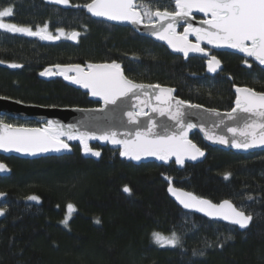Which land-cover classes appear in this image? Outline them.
Returning a JSON list of instances; mask_svg holds the SVG:
<instances>
[{
  "label": "trees",
  "instance_id": "obj_1",
  "mask_svg": "<svg viewBox=\"0 0 264 264\" xmlns=\"http://www.w3.org/2000/svg\"><path fill=\"white\" fill-rule=\"evenodd\" d=\"M47 1L0 0V8L14 9L5 22L33 31L47 25L51 35L58 29L64 35L58 43H45L38 36L0 30L2 98L45 108L98 109L101 102L80 85L40 73L56 65L86 68L112 62L134 83L174 89L177 99L222 113L235 107L236 88L264 92V68L243 53L203 47L222 65L221 73L210 76L205 60L174 56L165 45L76 7L90 0H70L75 8L67 11ZM137 4L142 14L145 7L153 12L175 9L174 0ZM73 32L79 33L76 44L69 41ZM190 140L204 157L183 165L174 159L137 162L122 157L120 147L97 140L88 143L100 157L85 155L77 140L61 156L0 155L8 169L0 172V194L5 196L0 201V264H264V150L240 153L211 146L196 131ZM170 183L213 204L231 202L253 217L250 226L241 229L181 210L167 196ZM69 203L76 210L65 226ZM153 232L175 233L177 246L160 247Z\"/></svg>",
  "mask_w": 264,
  "mask_h": 264
},
{
  "label": "snow or ice",
  "instance_id": "obj_2",
  "mask_svg": "<svg viewBox=\"0 0 264 264\" xmlns=\"http://www.w3.org/2000/svg\"><path fill=\"white\" fill-rule=\"evenodd\" d=\"M50 3L69 6L70 0H49ZM175 9L173 11H151L145 7L143 14L140 5L136 0H90L84 7L94 17H102L109 21L127 22L133 25L141 24L145 16L156 17V23L150 22L146 27L152 29V34L159 40H165L169 47L175 52L183 53L187 58L190 52L200 53L209 56V53L201 47V42H205L215 48H229L243 53L246 57H251L260 65H264V0H174ZM202 13L205 17L200 20L201 27H193L187 24L182 34H177L176 25L179 21L193 19V13ZM14 15L12 6L0 8V30L13 34H23L26 36H38L40 39L55 40L59 36H53L47 32V25L38 31H33L27 26H20L16 23L5 22V18ZM164 21H167L165 24ZM63 34V29H58ZM189 35H195L196 42L189 41ZM79 33L73 32L69 38L76 39ZM3 63V61H0ZM220 61L216 56L208 59V71L215 72L220 66ZM247 63V61H245ZM9 67H20L11 64ZM251 67V65H249ZM58 73L51 69H45L41 76L62 75L64 79L70 80L74 84L87 89L93 97L99 98L103 106L98 109L88 111L104 112L109 105L119 106L125 99L135 97L139 104L132 105L125 110L127 123L136 125L134 132L119 133L116 131H106L101 134L94 132L79 131L74 126L69 125L67 129L48 121L43 128H27L14 126L0 120V150L4 152H18L27 155H37L50 151L61 152L71 151V146L66 142L77 140L82 146L85 155L100 157L101 153L90 147L88 141L100 140L113 145L121 146L120 155L131 160L139 161L145 157H155L165 163L171 157H175L177 164L183 165L185 158L195 160L204 153L191 140L188 139V132L197 127L192 123L184 122V107L199 108V105L186 104L185 101L172 96L175 91L171 88H164L160 85H145L134 83L124 76L121 65L112 63L92 64L85 68L80 65H70L62 67L56 65ZM75 73V75H69ZM146 89L155 92L157 106L152 107V112H158L161 116H167L178 126L177 131L167 135H161L154 131L156 122L151 121L149 126L139 130L141 124L140 117L147 116L144 111L148 107L150 100L141 101V95L148 96ZM0 99H3L0 97ZM19 103V101H17ZM142 105V106H141ZM137 109V110H133ZM236 115H233V114ZM219 115V113H215ZM240 114H244V124L242 128L228 127L233 137H242V140H232L231 142L222 135H210L203 127L206 138L213 143L229 144L234 148L245 150L252 148H264V92H257L251 88H236L235 107L225 115L236 120ZM66 137V139H64ZM8 171L4 163H0V172ZM229 174L225 175V179ZM167 179V177H166ZM125 193L131 192L130 188H123ZM168 191L174 195L185 208H194L204 212L205 215L227 220L241 229H247L253 217L244 211L237 209L229 201H224L220 205L212 204L208 200L200 199L191 193L181 192L169 184ZM3 195V194H0ZM29 200L39 201L37 196H29ZM76 209L74 205H67V215L63 223L65 226L71 218L72 212ZM4 211L0 210V216ZM99 223V220L96 221ZM153 241L160 247H176L178 237L175 233L165 236L159 232L152 233Z\"/></svg>",
  "mask_w": 264,
  "mask_h": 264
},
{
  "label": "water",
  "instance_id": "obj_3",
  "mask_svg": "<svg viewBox=\"0 0 264 264\" xmlns=\"http://www.w3.org/2000/svg\"><path fill=\"white\" fill-rule=\"evenodd\" d=\"M138 1L139 0H136V3ZM47 2L50 6L56 7L58 9L64 10V11L75 8V7H72V5L70 3H69V6H64V5H57V4L50 3L49 0ZM84 11L88 15L92 16L91 13H89L86 10V8H84ZM92 17L98 21L105 22V23L112 25V26H117V27H122V28H130L133 31L137 32L140 36L147 37V38L153 40L154 42L165 45L172 55L181 56L182 58H185L183 53L173 51L172 48L169 47L168 43L165 40L157 39L156 36L152 34V29L150 27H146L147 24L141 23V24L133 25V24H130L127 22L109 21V20H106L102 17H94V16H92ZM193 17H194L193 19H189L187 21H179L176 25V30H178L179 28H183V31H184V28L189 23L192 24L193 27H201L199 22H200V20L205 18L203 16V14L198 13V12H194ZM197 18H200V19H197ZM153 20H154L153 23H156L157 27H159L160 25H159L158 18L153 16ZM164 23L166 24L167 21H164ZM77 39H78V37H76V39L70 38L69 41L73 44H76ZM188 39H189V41H191L193 43L196 42L195 35H189ZM41 40L45 43H58L60 41V39H55V40L41 39ZM205 46H207L209 48H214L216 50L223 51V52H234V51H236L234 49H229V48H215V47H213V46H211L205 42H201V47H205ZM210 57L211 56H204L200 53L190 52L188 57L185 59L199 58V59L205 60V68H206L207 74L210 76H214V75L221 73L222 65L220 63V66L217 68V70L215 72H209L208 71V59ZM262 67L264 68V65H262ZM49 69L58 70L56 67L49 68ZM69 74L75 75V73H69ZM164 88H167V87H164ZM83 90L85 92L89 93V95L92 98L99 100V98L93 97L87 89L83 88ZM145 91L148 93V96L141 95L140 100L143 101V100L148 99V100H150V104L148 107L144 108V111L147 113V116H141L140 117L141 124L139 126V130H143L145 127L149 126V124L151 123L152 120H154L156 122V125H157L155 127L154 131L160 133L161 135H167V134H170L172 132L177 131L178 126L175 125L174 121L170 120L166 115L161 116L158 112H152V110H151L153 106H157V104H158V102L155 100L154 97H155V93L158 92L159 89H156L155 92H153L152 89H146ZM172 96L175 97L174 92L172 93ZM99 101L101 102V104H102L101 107H102L103 103L101 100H99ZM139 103L140 102L137 101L135 97H132L131 99H125L123 103L118 102L119 106L109 105L108 108L104 112H98V111H88V110H93V109L45 108V107L34 106V105H25V104H22L20 102L17 103V101H13V100L3 98V99H0V115L11 117L14 119L24 120V121H34L36 123H46L47 124L48 121H54V122H56V124L62 125L66 129L69 125H71V126H74L75 129H78L81 132H83V131L94 132L98 135L103 133V132H106V131H116L119 133H124V132H134L137 130L136 125H132V124L127 123V116L124 113H125L126 109H129L132 107V105L139 104ZM133 110H137V109H133ZM183 111L185 113V115L183 117L184 122L197 125V127L191 129L188 132V139L189 140H190V135L196 131L202 136L204 142L207 143L208 145H211V146H217V147H220L223 149H231V150H234V151H237L240 153H247V152L264 150V148H252V149L245 150L243 148H234L231 146V143H229L227 145L219 144V143H213L212 140L206 138L205 132L200 130L201 127H203L210 135H222V136L226 137L230 142L234 139L242 140L243 139L242 137H238V136L233 137V135L230 132H228L227 129H228V127L242 128L243 124H244V119H243L244 114H240V116L236 120H231L225 115L226 113L205 109L201 106L199 108L184 107ZM215 113H219V115H216ZM233 115H236V114L234 113ZM64 139H66V137ZM97 141L100 144H108L112 147H120L121 148V146H119V145H113L111 143L103 142L100 140H97ZM66 152L67 151H61V152L50 151L47 153H39L37 155H27V154L14 152V151L13 152H4V151L0 150V155L6 156V157L13 156V157H18V158H23V159H30V158H34V157H38V156H61V155L65 154ZM203 157H204V155L198 156L197 159H195V160L185 158L184 163L185 162L197 163V162H200L203 159ZM155 159H156L155 157H145L139 161L149 162V161H153ZM170 159L175 160V157L173 156ZM134 161H136V160H134ZM139 161H137V162H139ZM168 188H169V186L167 187V190H166L168 198L181 210L196 214L198 216L204 217V218H206L210 221H213V222L223 223L226 225H230V226L239 228L237 225H233V224L229 223L227 220L205 215L204 212L197 211L194 208H185L177 200V198L168 191ZM173 188H175V187H173ZM176 189H178L181 192H185L182 189H179V188H176ZM4 198H5L4 195H0V201L3 200ZM203 200H205V199H203ZM223 202H221L219 204H215V205H220Z\"/></svg>",
  "mask_w": 264,
  "mask_h": 264
},
{
  "label": "rangeland",
  "instance_id": "obj_4",
  "mask_svg": "<svg viewBox=\"0 0 264 264\" xmlns=\"http://www.w3.org/2000/svg\"><path fill=\"white\" fill-rule=\"evenodd\" d=\"M152 23L154 22V20H153V17H152V21H151ZM143 24H150V23H144V22H142ZM179 30H181V32H179ZM176 32H177V34H182V32H183V28H179L178 30H176ZM53 36H59V38H63L64 37V35L63 34H61L60 32H56L55 33V35H53ZM86 69V68H85ZM53 72H55V73H58L59 71L58 70H55V69H51ZM59 74H56V75H51V76H45V77H52V76H58ZM69 75H71V74H69ZM0 120H3L5 123H8V124H12V125H14V126H23V127H27V128H43V127H45L47 124L46 123H38L37 124V126H32V124L30 123V122H21L19 125L18 124H16V123H11L10 121H8V120H6L5 119V116H3V115H0ZM19 120V119H18ZM43 126V127H42ZM73 141H75V140H69V141H66L68 144L69 143H71V142H73Z\"/></svg>",
  "mask_w": 264,
  "mask_h": 264
}]
</instances>
